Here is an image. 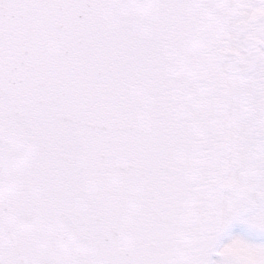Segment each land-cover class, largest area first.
<instances>
[{"label":"snow or ice","instance_id":"snow-or-ice-1","mask_svg":"<svg viewBox=\"0 0 264 264\" xmlns=\"http://www.w3.org/2000/svg\"><path fill=\"white\" fill-rule=\"evenodd\" d=\"M0 264H264V0H0Z\"/></svg>","mask_w":264,"mask_h":264}]
</instances>
